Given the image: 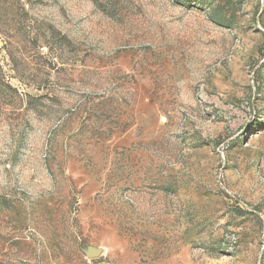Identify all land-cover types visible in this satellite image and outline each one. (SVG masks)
<instances>
[{
    "label": "rangeland",
    "instance_id": "374dc122",
    "mask_svg": "<svg viewBox=\"0 0 264 264\" xmlns=\"http://www.w3.org/2000/svg\"><path fill=\"white\" fill-rule=\"evenodd\" d=\"M0 264H264V0H0Z\"/></svg>",
    "mask_w": 264,
    "mask_h": 264
}]
</instances>
